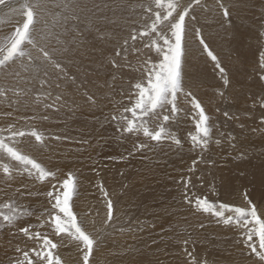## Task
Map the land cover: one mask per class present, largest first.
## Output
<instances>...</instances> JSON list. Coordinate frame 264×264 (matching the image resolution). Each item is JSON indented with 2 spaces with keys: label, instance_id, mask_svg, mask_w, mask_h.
I'll return each mask as SVG.
<instances>
[{
  "label": "rangeland",
  "instance_id": "1",
  "mask_svg": "<svg viewBox=\"0 0 264 264\" xmlns=\"http://www.w3.org/2000/svg\"><path fill=\"white\" fill-rule=\"evenodd\" d=\"M6 1L8 0H0V5ZM25 1L23 2L22 7L14 6V8L12 9V5H10L5 10H3V8L0 9V13L2 12L0 15V28L5 27V29L0 34V42L3 40V42L0 44V50L6 51L7 47L10 46V43L15 36L16 29L22 28L23 23L25 22L23 6L25 4H32L33 0H27V2ZM68 1H74L73 4L81 6H83L84 4V11L85 6H87V2H90V0H85L83 3L81 2L80 4H77L78 1ZM141 1L142 3L140 4L139 2ZM223 1L227 3H224L225 5H231L233 0H221V2L217 0H199L198 4L192 3V0H176V2H178L180 5L179 10L181 11L183 10V7H186L188 6V4L192 3V7L190 9V11L192 12L190 14L189 11V15L185 18V27L188 26V23H192L194 26V23L196 22L200 25L213 24L212 27L209 28L217 29L216 25L220 24L219 21H221V19L228 21L230 17L231 20L234 21H236L237 19V23L240 20H247L249 18L248 20L253 23L252 25L254 26V28L262 29L264 27V0H236L237 7H243L245 5L244 2H249L253 5L254 8L249 7L246 9V11L253 12V14L256 13L255 16L253 15L251 17L241 16L242 19L241 17L232 16V13L231 16L229 14V17H223L224 14L222 13L224 12V9L220 7ZM54 2L59 5L60 0H55ZM134 2L138 4L135 5L137 6L135 7L137 12L142 11L140 15L137 14L138 18H135L133 20L134 24L135 22L141 20L142 16H146L147 14H150V20L153 21L155 19L154 13L156 11H160L162 15L165 13V9L156 8L155 0H134ZM97 4L99 5L100 3ZM107 4L110 8L114 9L116 6V1L110 0ZM130 5L133 4L130 2ZM138 6L140 8H138ZM149 7H151L152 9L151 11L147 10ZM215 9L217 10L215 11ZM87 11H92L91 13L95 14L97 13V11L94 10V6H88ZM71 12L72 11L70 10L69 13ZM132 13L133 8L129 12H127V14L122 13L120 15V20H122L123 22H126V20H130L131 18L128 19V14L129 16H131ZM193 13L194 16L196 15L195 17H192ZM14 14H21L23 16L24 21L19 23V26L16 25V20L13 17ZM52 14L54 15V12H52ZM173 16H176V13H173ZM48 19L51 20L54 24H56L57 22L56 17L54 16L48 17ZM34 20L39 21L40 18L34 17ZM143 21L144 20L140 21L139 27H142L145 30H150V26L147 24V22ZM36 24L37 23H34L31 26L33 32L35 31V28L37 26ZM164 24V27H162L164 30H166V26L170 28V25L167 21H165ZM63 25L65 26L66 30L69 28V24ZM161 25L162 24L158 25V27H160ZM203 27L204 26H202V28ZM195 31H197L196 28H194V31L190 34L191 40L187 38L186 43L187 54L183 62L184 93L180 94L177 100L179 112L177 116L174 117L167 125V131L171 133L172 137L180 140L179 146L175 144L172 139H166L161 144H156L155 142L150 141L147 137H144L142 132H140L137 136L136 134H122L118 130L120 129L122 123V120L120 119L122 116H127L129 119H131V113H125L124 108L132 107L135 103V100L138 98V90L134 87L135 84L140 83V81L142 83L144 80L147 82L146 70L144 68L136 73V75L138 76L134 74V71L138 70L133 69H137L136 67L139 64H141L142 66L143 57L145 58L144 60H147V58L149 57V49L154 51L156 50V48H154L152 45H147L148 40H151L153 38L151 34L143 37L141 41H137V46L135 48L131 47L130 42L125 43V40L121 41L122 45L127 44L130 50H134H132L130 54H125L122 56L121 65L114 68L116 78L113 81L109 78H106L105 75L102 74H92V72L90 74H86V77H91L90 81L92 83L87 81L79 85L80 98H82L83 100L84 110L82 108H78L76 105H74L73 107L66 106L63 107L65 109L60 110V107L58 108L57 106V102H55V104L49 103L48 105H46L47 109L46 107H44L43 111L53 113L58 120L56 124L45 128L44 124L33 121L31 126H28L26 128H17V130L20 129L19 131H26L27 128L30 131L34 128L42 134L43 139H45L48 143L50 142V145L52 144L51 146L56 147L59 153L56 157H48L47 155H42L38 159H34L46 170H49L54 174L53 176L45 180L51 184V186L47 190V194H45V188L43 189V191L45 192L42 191L43 193L40 192V194L36 193L37 196L39 195L38 197L34 194V196H36L39 201L45 202L44 207L37 205L33 200V196L31 194L24 193V188L31 189V186L29 184L25 186L22 185V181L28 178V174L24 169L20 168V163L17 162L16 169H20L21 173H15L12 169H10L13 172L11 176H16V178L13 180L10 189L4 194L0 195V211L8 214L11 209L4 208L3 205L9 203L10 200H12L15 202V206L20 210V212L23 213V215L20 216L15 226L6 225L5 222L0 219V264H27V262H25L24 260V252L29 253L31 261L33 262V264H35L37 258L32 252V249L40 250L41 242L38 240L29 239L19 232L20 227H25L29 224L33 225V232L38 231L42 235L46 234L47 237L57 245V247L52 251L54 256L59 257L61 264H84L83 256L86 250L83 249L81 243L79 241H76L73 237H70L66 233L57 235L48 223L50 214H54L55 212V210L53 211L52 209V204L55 202L54 198H49L48 192L54 191L53 186L59 188V185L62 184L63 180L67 178L69 173H71L75 179V191L70 202L72 211L76 215L78 223H82V225L90 235H92L94 238L99 236V244L93 246V252L89 256L88 264H132L133 262V264H185L186 260H190L192 262L191 264H195L198 263V261L196 260L197 255L202 258L207 253H209V255H213L214 253L212 258H215V256L217 257L219 255L218 257H220V259L215 258V260H213V258L211 260H203L209 261L210 263L214 264L215 262L216 264L219 263V260H221V264H228L227 261L251 262L249 261V259L257 262L258 264H261V262L259 261V257L255 253H252L244 243V241L246 240V236L244 235V233L246 232V228H242L236 224L226 226L222 222L218 223L217 218L213 216L212 213H205L198 210L195 207L194 202L197 198H207L210 202L216 204L217 206L220 203H226L232 205L233 207L248 208V201L250 200L252 204L256 205L257 213L260 218L264 220V174L260 173L259 179L257 178L258 175L251 178L246 176L244 172L245 167H242V160L246 162L247 157L246 155L243 156L244 152L242 153V151L238 150V147L237 151L235 150L236 146L235 142L233 141V136L235 137L238 132L237 127L241 129V132L244 128H246L244 130L247 131L243 132H247L246 137L249 138H244L241 140V142L244 145L245 142H248L250 140L252 143L249 141L250 143H246L244 145H250L248 146L249 148L246 146V148L250 150L254 148L259 150L262 148L260 150L262 152L259 151L257 154L253 152L254 155L252 153H250V155H256L257 157L254 158L257 159L263 158L261 160L259 159V162H262L263 164L259 165L257 168H261L262 170H264V106L258 107V105L261 104L258 98H264V84L250 82L248 86H252V88H250L249 90L246 89L245 84L250 81V78L247 76L249 75V73L246 75L247 70L243 69V67L241 66H239V68L237 67L241 64L245 65L244 61L242 60H248L249 56L245 54V56L241 57L242 60L237 62L235 60L236 58L232 57L234 56V54L237 55L240 53L239 48L241 42L233 45L231 43V39H228V41L230 42L228 45H217V47H215L213 43L208 42L210 41L209 39H213L212 37L206 34V38L204 33L202 35L200 34V36H202L201 38H203L205 40V43L208 44L209 49H212L211 51L214 55L216 54L220 66L224 68L225 71L222 75L219 69L215 66L216 62L211 59L208 60L209 56L203 50V46L199 42L200 36H197L195 34ZM167 32H169V30H167ZM223 32L225 33L226 31ZM151 33L156 34L154 32ZM254 33H256V31H254ZM68 34L69 32L67 33V35L65 34V38L67 42L71 44V46H74V43L67 37ZM187 34L188 33H185V35ZM77 36L81 37L82 34H78ZM196 36L199 38H196ZM34 37L38 39L37 36ZM260 37L258 38L260 39ZM80 42L83 43L77 44V53L83 56L86 52V49L91 48L89 47L91 45L87 44V40ZM102 44L105 45V41H102ZM244 45L245 44H243V47ZM254 46L256 51L251 52H256L264 57V47L262 48V42L258 41ZM24 47L26 50L31 51L33 56L38 55L37 51L33 49L31 45L26 44L24 45ZM260 48L262 52L258 51V49ZM56 49L59 53L63 71L68 72L63 76L61 75L62 72L55 70V72L58 74V78H68L70 74L75 79L77 75L78 62H81V59L82 61L86 60L83 58L78 59L72 49H64L62 46L57 47ZM95 49H97V46L93 47V51L88 52L91 54L95 51ZM60 51H62L63 53L61 54ZM118 51V48L106 47L105 50H103V52H101L99 55V52L97 54L95 53L94 56L90 59V63L86 61L89 65V70L94 67H100L102 69V72L104 73L103 70L105 69V66L107 67V63H109L111 58H108L107 62L104 61L106 62L105 64L103 61H100L98 56H103V54H115V52L117 53ZM146 51L147 53L143 54ZM136 52L137 60H132L134 58L132 56ZM139 52L142 54H139ZM2 54L3 52H0V55ZM156 54L157 56H154L153 60L151 61L153 64L158 63L162 57L161 53L157 52ZM118 56L120 55L118 54ZM230 56L234 59L230 58ZM108 57L110 56L108 55ZM14 60L8 62V64L4 66L3 70H0V72L6 71V69L9 68L8 65L13 64ZM212 61L214 62V64ZM111 62L112 60L110 61V63ZM248 66L249 65L247 64L246 68ZM231 68L233 70H231ZM241 70L247 78H245L244 75L242 76ZM131 73L132 75H135V77H133L135 79H132ZM94 75H97V77L100 78L98 80L99 84L94 83ZM10 78L11 77L6 72H4L2 76H0V80H2L1 86L3 88L6 87L7 82ZM225 79L227 80V83H225ZM131 80H133L134 82H131ZM78 81L80 83L81 80L78 79ZM42 84L44 86H47V88L51 87L50 83L42 82ZM129 84L133 86H130ZM108 86L110 87V89L107 88ZM128 86H130L131 96L128 95L130 94L127 90ZM220 88L222 89L220 90ZM186 91L187 93H191V95H185ZM2 93L5 94V91ZM200 94L201 96H204L206 98L201 101L206 103H210V101L211 103L213 102L212 104L214 107L210 105L207 108L202 104L201 105L209 117V124L211 125L214 133L211 135V138L213 139V137H215L216 139L213 140L216 141L214 142L212 139L210 140L209 148H207V150L205 149V153L203 155L205 157H202L204 159L200 157V159L195 158L193 161H197V164L205 166L203 170H218L215 177L216 181L213 183V186L204 182L202 176L203 170L200 172L194 171L185 166V164H182V162L180 163L177 158L191 157L190 153L192 142L190 139V134H193V131L196 130L195 124L196 119H198V114L192 107L191 100L194 97L199 101ZM19 95V98L21 100H26L25 94L21 93ZM17 96L18 94L14 93V95H8L4 97H7L6 100L14 104L13 98H17ZM128 96L132 97L133 99L130 98V100H128ZM89 97H91L92 99L89 100ZM93 101H96L94 103V105L96 104L95 106H92ZM215 103L218 106L214 105ZM108 104L109 106H111H106ZM228 104L230 107L226 108V105L228 106ZM90 105L92 108L89 107ZM101 105H103V108H109L105 111L101 108ZM220 105L223 106V108H221ZM232 107L235 110L232 109ZM213 108L215 109V111ZM0 110L4 112L10 111V118H13V116L16 114V112L11 108L8 102L0 103ZM87 110L89 114L85 116ZM224 110H226L227 112ZM225 112L228 113L227 116H225ZM247 114H252L254 116L253 118H251L252 115L249 117ZM1 116L3 115L1 114ZM113 117H115V119H113ZM223 118L225 119L223 122H221V119ZM218 119H220V121ZM145 120L147 121L146 126L149 128V130L152 131L157 130L160 124L163 123L162 116L157 117L156 115L152 114H150L148 117H145ZM244 125H246V127H242ZM14 127L16 128V126H11L10 128ZM2 132L6 133L9 131L3 130ZM248 134L250 136H248ZM28 136L35 140L34 137L30 135ZM6 137L8 138L10 136ZM22 138L23 137H17L16 139L20 140ZM6 140L8 141V139ZM140 142L150 144L152 146L151 149L146 148L143 150H137L134 145ZM216 142L217 144H215ZM10 144L17 150L19 149L17 148L18 146L13 145L16 143ZM180 146L181 148L183 147L185 149L181 151V153L176 157V161L174 163H170L168 155L172 152L176 153L175 150L179 149ZM210 147L211 151H209ZM214 148H217V150ZM241 150H243V148ZM239 151L243 155H241ZM207 152L209 153L207 154ZM217 152L219 153V155ZM213 153L215 155H218L219 157L215 156ZM247 153L249 154V152ZM259 154H261L262 156L260 155L259 157ZM165 157L167 161L164 159ZM243 158H246V160H244ZM234 159L235 161H233ZM249 161L250 163H252L251 160ZM160 164L162 165V167ZM176 164L182 165L181 167H176ZM158 165L160 168L157 167ZM1 166L0 171L2 172V174H0V177L3 176V178H5L6 176H4L5 174L3 173V166ZM161 168L166 172H162ZM170 168L172 170H170ZM188 168L189 172H191L190 174L188 173ZM168 171L169 173H167ZM182 171L183 174L188 175L185 176L181 174ZM161 172L164 176V178L162 179L157 176L159 174L162 175ZM220 172L221 174H218ZM155 173L158 174L156 175ZM78 174L82 175V177L77 179L76 175ZM90 174L93 175V178L88 177V175ZM119 174H122V176L126 178L124 180L127 183H125L127 187L124 186V188H122L123 190L121 189L120 191L112 192L107 188L106 185L114 184V182L118 178H120ZM104 175H106L107 177L106 184L98 186L99 184L97 185V183H100V181L101 184L104 183V181L100 179V177ZM182 175L185 176V178ZM169 176L171 177V179L166 178ZM193 177L194 179L198 177V183L201 184L197 185L199 188L197 192L198 194L194 189L197 188V186L192 185ZM221 177H225L226 179L224 178L225 180L223 181L221 180ZM95 179L99 182H95ZM129 179H132V183ZM139 179L141 181H139ZM146 179L150 181L148 182ZM187 181H190L189 183L191 184L190 186V184L188 183V189L191 190H188V196L191 198L194 204H189L185 202L183 198H181L182 193L184 192L182 188L184 189V184ZM258 181L260 183H258ZM118 182L119 181L117 180L116 183L119 184ZM152 182L154 185H152ZM134 183H137V185L135 186ZM131 184L133 186H130ZM229 184L231 186L230 188H228ZM218 185L220 188L218 187ZM153 186L155 187V189L157 188L155 190V193ZM136 190L137 193H134L136 192ZM105 192L107 193V197L105 196ZM157 192L161 194H158ZM221 192L222 194L225 192L223 196H219ZM137 195H140V197ZM147 197L150 200H144V198ZM40 198H43L45 201ZM108 199L113 202V219L105 223V221L107 220V201L104 202V200ZM173 201L175 203L177 201V203L175 204ZM102 202H104L105 205H103ZM100 204L102 205L101 207ZM166 207L168 208L166 209ZM49 210L51 211V213L49 212ZM217 210H219L218 207ZM162 212H164L166 216L162 217L164 215ZM225 215H234V213L225 212ZM248 227H251V225H249ZM253 242L256 243L257 251H259L260 249L258 238L254 237ZM18 248L20 249V251H17ZM220 253L222 257L225 258V260L227 258L228 260L225 261L221 257ZM223 260L225 261V263Z\"/></svg>",
  "mask_w": 264,
  "mask_h": 264
},
{
  "label": "bare ground",
  "instance_id": "2",
  "mask_svg": "<svg viewBox=\"0 0 264 264\" xmlns=\"http://www.w3.org/2000/svg\"><path fill=\"white\" fill-rule=\"evenodd\" d=\"M25 0H8L4 3H2L0 5V9L3 8V10L7 9V7H9L10 5H12V9L14 8V6H21L23 5V2ZM55 0H33L32 1V5H36L37 3H39V7H36L34 8V17H39L40 20L39 21H36L34 20V23H37L36 25V28H35V31L33 32V35L34 36H37L38 39H40L43 43H46L48 44L50 47H53V48H57V47H60L62 46L64 49H72L74 51V54L77 56V58L81 59H85L87 62L90 63V59L94 56V54L98 53V55L103 52V50H105L106 47H112V48H118V52L115 54H108L110 57H108V55L106 54H103V56H98V58L100 59V61H108V58H111L112 62L110 63H107V67L105 66V69L103 70L104 73L102 72V69L100 67H94L92 69L89 70V65L86 61H82L81 59V62L79 61L78 64H77V75L75 77V79L72 77V75L69 74V77L66 78H58V74L55 72L56 69H52L49 67L48 69V72H49V75L47 77H37L32 71L29 70V67H28V61L24 60V59H15L13 64H10L8 65L9 68L6 69V71H2L0 72V76H2L4 74V72H6L11 78L8 80L7 82V85L5 88H3L1 85H2V80H0V103H5V102H8L11 106V108L16 112V114L13 116V118H10L9 117V114L11 113L10 111L9 112H4V111H1L0 110V136H3L5 138V142L6 143H16V144H13V145H16L18 146L17 148L18 151H20L22 154L24 155H27L29 157H31L32 159H38L40 156L42 155H47L48 157H56L58 156V153L59 151L56 149V147H53L51 146L45 139H43V142L42 143H38L36 142V140H34L33 138H30L28 135L24 136L22 139L18 140L16 139L17 137L15 138H11L9 139V137L7 138L6 136H10V131H9V128L11 126H16V128H11L12 130H16V131H19L20 129L17 130V128L19 127H28V126H31L32 122L33 121H36V122H40L42 124H44V127L45 128H48L50 127L51 125H54L58 122L57 120V117L51 113V112H45L43 111L44 107H46V105H48L49 103H53L55 104V102H57V106L58 108L60 107V110L62 109H65L63 107H66V106H74L76 105L78 108H84L83 106V100L82 98H80V87L79 85H81L82 83H85V82H90V79L91 77H86V74H90L92 72V74L96 73V74H102V75H105L106 78H109L110 80H114L116 78V73H115V70L114 68H116L117 66L121 65V59H122V56L125 55V54H130L132 52V50H130L128 48V45L125 44V45H122L121 44V41H127V42H130V45L132 48H135L137 46V41H141L143 39V37H141L139 35V33L141 31H144L145 29L142 28V27H139L140 26V21L141 20H144L143 22H147V24L150 26L151 23L153 21L150 20V14H147L146 16H142V19L139 20L138 22H135L134 24V19L135 18H138L137 14L140 15L142 13V11L140 12H137V10L135 9V5H138L136 4V2H134V0H115L116 1V6L114 9L110 8L108 6V2L110 0H90V2H87V6H85V11H84V4L83 6L81 5H76V4H73L72 1H68V0H60L59 2V5L56 4L54 2ZM67 1V2H65ZM75 1H78L77 4H80L81 2L83 3L85 0H75ZM94 1V2H93ZM219 2H221V0H217ZM27 2V0L25 1ZM130 2L133 4V5H130ZM91 3V4H90ZM97 3H100L99 5ZM140 4L142 3L139 2ZM224 3L226 2H222L221 4L224 6V8H226L228 10V13L230 14L231 16V13H232V16H236V17H241V16H245V17H251V16H255V14H253V12H248L246 11L247 8L249 7H253L252 4H250L249 2H244L245 5L243 7H237V3H236V0H233L231 5H225ZM15 4V5H13ZM145 4V3H144ZM143 4V5H144ZM227 4V3H226ZM142 5V6H143ZM88 6H94V10L97 11V13H91V12H88L87 11V7ZM120 7V9H119ZM229 7V9H228ZM133 8V13L131 14V16H129L128 14V19L130 20H126V22H123L120 17V15L123 13V14H127V12H129L131 9ZM138 8H140L138 6ZM254 8V7H253ZM223 9V8H222ZM251 9V8H250ZM72 11L71 13H69V11ZM204 10V9H203ZM217 9H215L216 11ZM207 11V10H206ZM210 11V9H209ZM214 11V12H215ZM52 12H54V15L52 14ZM192 11H190V14H191ZM256 12V11H255ZM2 13V12H1ZM0 13V15H1ZM223 14V13H222ZM229 14H228V17H229ZM258 15V14H257ZM51 16H54L56 17V24H54L51 20L48 19V17H51ZM196 16V15H195ZM194 16V13L192 15V17H195ZM209 16V15H208ZM261 16V15H260ZM14 19L16 20V25L19 26V23H21L22 21H24L23 19V16L21 14H14ZM210 17V16H209ZM225 17V16H223ZM124 18V17H123ZM234 19V18H233ZM242 19V17H241ZM245 19V18H244ZM249 19V18H248ZM240 20L238 21V23L234 20H231V17L230 19H228V21L226 20H222L219 21V25H216L217 29H210L209 27H212L211 24H204V25H200L199 23H194V26L192 23H188V26L185 27V33H188L187 35H185V39H186V43H187V38L190 39L191 37V33L194 31V28H196L197 30H199V33L202 35L204 33L205 37L207 38V35L212 37L213 39H209L210 43H213L215 47H217V45L221 46V45H228L230 42L228 41V39L230 40L231 39V43L233 45H236V43L238 42H241V45H240V53L239 54H234V58H236V62L237 61H240L242 60L241 57L242 56H245V54H247L249 56V59L245 61V59H243L242 61H244L245 65L241 64V65H238L237 68H239V66L243 67V69L247 70V73L246 75L249 73V75H247L249 78H250V81L247 82V84H245V87L247 90H249L250 88H252V86H248V84L250 82H254V83H263L264 84V66H262V64H264V57L259 55L258 53L256 52H251V51H256L255 50V43L258 42V41H261L262 42V48L264 47V27L262 29H256L254 28V26L252 25L253 23L250 22V20ZM251 19V18H250ZM262 21V20H261ZM260 21V22H261ZM204 22V21H203ZM207 22V21H206ZM205 22V23H206ZM254 22V21H253ZM263 23V22H262ZM63 24H69V28L66 30L65 26ZM164 22L162 23V25L160 27L157 28V31H159L160 33L162 34H166V35H169L170 36V28L168 26H166V30H164L162 27H164ZM1 26V25H0ZM202 26H204L202 28ZM5 29L4 28H0V34L1 32ZM167 30H169V32H167ZM149 31V34H151V36H153V38L151 40H148L147 42V45H153V41H155L157 44H159L161 47H163V41L160 39L159 36H157L156 34H152L150 30ZM162 31V32H161ZM223 31H226L225 33ZM254 31H256V33H254ZM69 32L68 34V38L70 41H72L74 43V46H71V44H69L65 38V34L67 35V33ZM197 31H195V34H196ZM253 32V34H252ZM78 34H82L81 37L77 36ZM207 34V35H206ZM135 35L137 38L135 41L132 40V36ZM261 36V37H260ZM101 37V38H100ZM146 37V36H145ZM202 36H200L201 38ZM260 37V39L258 38ZM196 38H199L196 36ZM87 40L88 43L87 44H90L91 48H87L86 49V52L84 53L83 56H81L80 54L77 53V44H80V43H83V42H80V41H85ZM191 40V39H190ZM212 40H215V41H212ZM102 41H105V45L102 44ZM189 41V40H188ZM3 42V40L0 42V44ZM193 42V41H192ZM64 43V45H63ZM86 44V45H87ZM243 44L244 47H243ZM94 46H97V49H95L94 52H92L91 54L88 52V51H93V47ZM155 48V47H154ZM257 49V48H256ZM212 50V49H211ZM258 51H261V48L258 49ZM149 52V57L147 58V60H144L145 58L143 57V62H142V66L141 64H139L136 68L137 69H133V70H138V71H134V74L136 75L137 72H139V70L141 69H145L146 68H150L151 64H153L151 61L153 60V57L154 56H157V50H151L149 49L148 50ZM217 52V51H216ZM60 53L62 54L63 52L60 51ZM147 51L143 54H146ZM264 53V52H263ZM39 55V53H37ZM118 54L121 56H118ZM137 52L134 53V55L132 57H134L132 60H137ZM139 54H142L139 52ZM155 54V55H153ZM221 54V53H220ZM225 54V53H224ZM102 55V54H101ZM216 55V54H215ZM222 55V54H221ZM107 56V57H106ZM147 56V55H145ZM230 56V58H232ZM232 58V59H234ZM211 59L210 57L208 58V60ZM239 59V60H237ZM261 59H262V62H261ZM156 60V59H155ZM159 60V59H158ZM98 61V60H97ZM142 61V59H141ZM231 61V60H230ZM106 62H104L106 64ZM187 62V61H186ZM205 62V61H204ZM213 62V61H212ZM137 63V62H136ZM231 63V62H230ZM99 64V63H98ZM109 64V66H108ZM135 64V63H134ZM214 64V62H213ZM234 64V62H233ZM249 65L247 68H246V65ZM104 65V64H103ZM193 65V64H192ZM209 65V64H208ZM99 66V65H98ZM234 67V66H233ZM226 68V67H225ZM228 68V66H227ZM230 68V67H229ZM236 68V69H237ZM132 69V68H131ZM215 69V68H214ZM230 70V69H229ZM231 70H233L231 68ZM59 71V70H58ZM242 71V70H241ZM65 73H68L67 71H62V74L64 76ZM235 73V72H234ZM245 73V71H244ZM133 74V75H134ZM227 74V72H226ZM233 74V73H232ZM239 74V73H238ZM242 76L244 75L243 74V71H242ZM80 75V76H79ZM132 73H131V76H132V79H135L133 77H135V75L133 76ZM130 76V77H131ZM138 76V75H136ZM232 77V75H231ZM245 78H247L245 75H244ZM47 78V80H46ZM138 78V77H136ZM78 79H80V83L78 81ZM100 78L97 77V75H94V78H93V81L94 83L96 84H99L98 80ZM233 79V78H232ZM242 79V78H241ZM55 80V81H54ZM130 80V78H129ZM138 80V79H136ZM142 80V79H141ZM147 80V78H146ZM246 80V79H245ZM133 80H131L132 82ZM140 81V80H139ZM138 81V82H139ZM241 81V80H240ZM42 82L44 83H50L51 84V87L50 88H47V86H44L42 84ZM134 82V81H133ZM136 82V81H135ZM145 80L142 82V84H145ZM237 82V81H236ZM137 83V82H136ZM141 83V81H140ZM233 83V82H232ZM133 84V83H132ZM220 84V83H219ZM130 85V84H129ZM134 85V84H133ZM133 85H130V86H133ZM217 85V84H216ZM106 86H107V82H106ZM130 86L127 87V90L128 92L130 93ZM79 87V88H78ZM135 87V86H134ZM108 89H110V87L108 86L107 87ZM222 88H220L221 90ZM126 90V91H127ZM5 91V94H3L2 92ZM242 91V90H241ZM227 92V91H226ZM15 94H18L17 98H13L14 100V104L10 103V101L6 100L7 97H4V96H8V95H14ZM25 94L26 95V100H21L19 98V94ZM187 93V91H186ZM185 93V94H186ZM217 93V92H216ZM228 93V92H227ZM135 94V93H134ZM220 94V92H219ZM224 94V93H223ZM230 94V93H229ZM235 94V93H234ZM24 95V96H25ZM131 96V93L128 94ZM240 95V94H239ZM127 96V95H126ZM133 96V94H132ZM223 96V95H222ZM226 96V94H225ZM238 96V95H237ZM129 97V96H128ZM224 97V96H223ZM98 98V96H97ZM130 98L132 97H129L128 100H130ZM134 98V96H133ZM132 98V99H133ZM96 99V97H95ZM94 99V100H95ZM206 99L204 96H201L200 94V100L199 102L205 106V107H209L210 105L213 106V102L211 103H206V102H203L201 100H204ZM225 99V98H224ZM241 99V98H240ZM232 100V99H231ZM258 100L260 101V105H258V107H263L264 106V98L262 97H259ZM127 101V100H126ZM227 101V100H226ZM96 102V101H95ZM93 102V105L91 103L92 106H95ZM229 103V102H228ZM27 104V105H26ZM62 104V105H61ZM100 104V102H99ZM227 104V103H226ZM233 104V103H231ZM91 105L89 106L90 108ZM216 106H218L216 103L214 104ZM224 105V104H222ZM52 106V105H51ZM103 105H101V108L104 109L105 111L111 106L106 105V106H109V107H102ZM234 106V105H233ZM237 106V105H236ZM53 107V106H52ZM62 107V108H61ZM214 107V106H213ZM221 108H223V106L220 105ZM225 107V106H224ZM229 104L228 106L226 105V108H229ZM54 108V107H53ZM71 108V107H70ZM69 108V109H70ZM95 108V107H94ZM190 108V107H189ZM216 108V107H215ZM47 109V107H46ZM74 109V108H73ZM214 109V108H213ZM232 109H234L232 107ZM239 109V108H238ZM71 110V109H70ZM78 110V109H77ZM84 110V109H83ZM235 110V109H234ZM64 111V110H63ZM109 111V110H108ZM215 111V109H214ZM222 111V110H221ZM226 111V110H224ZM227 112V111H226ZM225 112V113H226ZM245 112V111H244ZM253 112V111H251ZM106 113V112H105ZM195 113V112H194ZM247 113H250V112H247ZM1 114L3 116H1ZM88 110H87V113H85V116L88 115ZM107 114V113H106ZM209 114V113H208ZM239 114V113H238ZM215 115V114H214ZM221 115V114H220ZM248 115V114H247ZM252 115V114H251ZM251 115H248L249 117ZM246 116V115H245ZM247 116V117H248ZM254 115H252L251 118H253ZM46 117V118H45ZM225 118L221 119L223 122ZM249 119V118H248ZM220 121V119H218ZM158 121V119H157ZM175 121V120H174ZM243 121V120H242ZM44 122V123H43ZM51 123V124H49ZM178 123V122H177ZM172 124V123H171ZM21 125V126H20ZM247 125V124H246ZM246 125L242 126V127H246ZM180 126V124H179ZM211 126V125H210ZM236 126V125H235ZM186 127V126H185ZM237 127V126H236ZM23 128V129H24ZM28 129V128H27ZM26 131H29V129ZM238 129V132L237 134L235 135V137L233 136V141L235 142V150L237 151V147H238V150L242 151V154L240 151L239 153H241V155L247 157V163L245 161L242 160L243 164H242V167H245L244 169V172L246 174L247 177L251 178V177H254L256 175L257 178L259 179V174H264V170H262L261 168H257L259 165L263 164L262 162L260 163L259 162V157L261 154H259L258 158H254V157H257L256 155L255 156H252L250 155V153L253 154L254 153H258L261 149H247L246 146H244L246 143H250L249 141L248 142H245V144L243 145L241 140L244 139V138H247V132H243V131H247V130H244L246 128L243 129V131L241 132V129ZM3 130H8L9 132H6V133H3L2 131ZM195 131H193V134H195ZM214 134L213 133V130L211 132V135ZM252 135V134H251ZM248 136H250L248 134ZM255 137V136H254ZM258 137V136H257ZM218 138V137H217ZM249 138V137H248ZM247 138V139H248ZM251 138V137H250ZM256 138V137H255ZM8 139V141L6 140ZM212 139V138H211ZM213 139H216L215 137H213ZM212 139V140H213ZM220 139V138H219ZM245 139V140H247ZM254 139V138H253ZM221 140V139H220ZM219 140V141H220ZM214 142L216 140H213ZM218 141V142H219ZM222 141V140H221ZM34 142V143H33ZM224 142V141H223ZM212 143V142H211ZM252 143V142H251ZM217 144V142L215 143ZM239 144V145H238ZM259 144V143H258ZM226 145V144H225ZM238 145V146H237ZM179 146V145H178ZM250 146V145H248ZM247 146V147H248ZM177 147V146H176ZM215 147V146H214ZM227 147V146H225ZM260 147V146H259ZM178 148V147H177ZM209 148V146H208ZM243 148V150H241ZM249 148V147H248ZM176 149V148H174ZM185 148H180L175 150L176 153H170L168 155V159H169V162L170 163H174L176 161V157L181 153V151H183ZM217 150V148H214ZM226 149V148H225ZM166 150V149H165ZM207 150V149H206ZM224 150V149H223ZM247 150V151H246ZM257 150V151H255ZM264 150V149H263ZM211 151V147H210V150ZM232 151V150H230ZM168 152V151H167ZM222 152V151H221ZM249 152V154L247 153ZM262 152V151H260ZM205 153V150H202L201 148L199 147H193L191 145V157H188V158H178V161H180V163L182 162V164H185V166L189 167L190 169L194 170V171H202L205 166L203 165H200V164H197V161H193L195 158H199L200 157H205L203 156ZM209 152H207L208 154ZM218 153V152H217ZM216 153V154H217ZM231 153V152H230ZM205 154V155H207ZM211 154V153H210ZM214 154V153H213ZM226 154V153H225ZM215 155V154H214ZM219 155V153H218ZM218 155H215V156H218ZM234 155V154H233ZM232 155V156H233ZM240 155V156H241ZM254 155V154H253ZM263 155V153H262ZM261 155V156H262ZM221 156V155H220ZM264 156V155H263ZM219 157V156H218ZM234 157V156H233ZM166 160V157L164 158ZM204 159V158H202ZM232 159V158H231ZM236 159V158H235ZM235 159L233 161H235ZM244 159V158H243ZM263 159V158H261ZM260 159V160H261ZM164 160V161H165ZM246 160V158L244 159ZM252 163H250V161ZM167 161V160H166ZM263 161V160H262ZM168 163V164H170ZM201 163V162H200ZM236 163V162H235ZM7 164L8 166H11L9 167L10 169H12L15 173H21L20 169H16V164H17V161H13L11 160L10 158H8L3 152H0V166L2 165L4 167V165ZM181 164V165H182ZM203 164V163H202ZM239 164V163H238ZM161 165V164H160ZM181 165L179 164H176V167L180 166ZM237 165V164H236ZM1 166V167H2ZM170 166V165H168ZM167 166V167H168ZM240 166V165H238ZM159 167V165L157 166ZM162 167V165H161ZM20 168L24 169L25 170V166L20 164ZM160 168V167H159ZM158 168V169H159ZM164 168V167H163ZM174 168V166H173ZM189 168H188V173L190 174L191 172H189ZM2 169V168H1ZM166 169V168H164ZM218 169V168H217ZM225 169V168H224ZM162 172H166V171H163V169L161 168ZM160 170V171H161ZM167 170V169H166ZM170 170H172L170 168ZM179 170V169H178ZM174 171V170H173ZM218 171V170H217ZM216 170H212V169H206V170H203V180L205 183L207 184H211L213 186V183L216 181V175H217V172ZM223 171V170H222ZM12 172V171H11ZM27 172V171H26ZM104 172V171H103ZM102 172V173H103ZM155 172V171H154ZM161 172V173H162ZM225 172V171H224ZM13 173V172H12ZM169 173V171L167 172ZM180 173V172H179ZM186 173V172H185ZM223 173V172H222ZM0 174H2V172L0 171ZM28 174V172H27ZM150 174V173H149ZM156 174V173H155ZM158 174V173H157ZM156 174V175H157ZM166 174V173H165ZM171 174V172H170ZM183 174V171L182 173ZM218 174H221L218 173ZM120 175V178H118L117 180L119 181L117 184L116 181L114 182V184H108L106 185L107 188L114 192V191H120L122 188L127 187L125 185V180L126 179L124 176H122V174H119ZM185 176H187L188 174H183ZM182 175V176H183ZM225 175V174H224ZM229 175V174H228ZM234 175V174H233ZM2 176V175H1ZM6 176L5 178L0 177V195L4 194L5 192H7L10 187L12 186V183H13V180L16 178V176H7V175H4ZM93 175L90 174L88 175V177H92ZM136 176V175H135ZM159 176L161 179L164 178L163 176V173L162 175L159 174L157 175ZM163 176V177H162ZM185 176H183L185 178ZM191 176V175H190ZM77 179L82 177V175L78 174L76 175ZM87 177V178H88ZM156 177V176H155ZM173 177V176H172ZM181 177V176H180ZM218 177V176H217ZM227 177V176H226ZM234 177V176H233ZM237 177V176H236ZM264 177V176H263ZM262 177V178H263ZM93 178V177H92ZM148 178V177H147ZM151 178V177H150ZM166 178H169L171 179V177H166ZM177 178V177H176ZM197 178V179H196ZM194 179L193 177V180H192V185H201L199 182V179L198 177H196ZM220 178V176H219ZM223 177H221V180H225L224 178L222 179ZM89 179V178H88ZM87 179V180H88ZM100 179L102 181H104V183L101 184V181L100 183H97L98 186H101L103 184H106L107 182V177L106 175L100 177ZM152 179V178H151ZM175 179V177H174ZM183 179V178H182ZM181 179V180H182ZM192 179V178H190ZM229 179V178H228ZM92 180V179H90ZM128 180V179H127ZM130 182L132 183V179H129ZM136 180V179H135ZM133 180V181H135ZM138 180V179H137ZM147 180V179H146ZM158 180V179H157ZM184 180V179H183ZM235 180V179H234ZM45 181V180H44ZM98 181V180H97ZM96 179H95V182H97ZM139 181H141L139 179ZM148 181V180H147ZM150 181V180H149ZM148 181V182H149ZM151 181H154V180H151ZM94 182V183H95ZM99 182V181H98ZM129 182V181H128ZM188 182V181H187ZM190 182V181H189ZM188 182V183H189ZM138 183V182H137ZM137 183L134 185L136 186ZM258 183H260L258 181ZM29 184L31 186V189H26L24 188V193H29L33 196V200L35 201V203L41 207H44L45 206V202H41L38 200V198H36V193L40 194L45 192V194H47V190L48 188L51 186V184L47 181L45 182H42V181H39L35 178V176H29L28 175V178L23 180L22 181V185L25 186ZM96 184V183H95ZM127 184V183H126ZM130 184V183H129ZM151 184V182H150ZM184 184V183H183ZM190 184V183H189ZM206 184V185H207ZM228 184V182H227ZM152 185L153 182H152ZM129 186V185H128ZM130 186H133L132 184ZM191 186V184H190ZM222 186V185H221ZM227 186V185H226ZM233 186V185H232ZM154 187V186H153ZM152 187V188H153ZM189 187V186H188ZM219 187V185H218ZM228 187V186H227ZM225 187V188H227ZM230 184H229V187L230 188ZM45 188V191H43V189ZM159 188V187H158ZM181 188V187H180ZM203 188V187H202ZM220 188V187H219ZM157 189V188H156ZM155 187H154V193H155ZM177 189V188H176ZM195 189V192L197 193L198 192V186L197 188H194ZM194 189H193V192H194ZM210 189V188H209ZM213 189V188H212ZM123 190V189H122ZM175 190V189H174ZM182 190L184 191V189L182 188ZM189 190V189H188ZM219 190V189H218ZM217 190V191H218ZM223 190V189H222ZM43 191V192H42ZM191 191V190H189ZM134 192V191H133ZM160 192V191H159ZM157 192L158 194H161ZM176 192V191H175ZM226 192V191H225ZM224 192V193H225ZM229 192V190H228ZM134 193H137V190L136 192ZM153 193V194H154ZM199 193H202V192H199ZM223 193V194H224ZM34 194L36 196H34ZM140 194V193H139ZM198 194V193H197ZM204 194V193H203ZM222 194V192H221ZM219 195V196H223L222 195ZM136 195V194H135ZM212 195V194H211ZM216 195V194H215ZM214 195V197H215ZM39 196V195H38ZM37 196V197H38ZM140 197V195H137ZM142 196V195H141ZM145 196V194H144ZM161 198V197H160ZM182 198V197H181ZM42 200H44L43 198H40ZM142 199V198H141ZM148 199L147 198H144V200ZM215 199V198H214ZM221 199V198H220ZM150 200V199H148ZM224 200V199H223ZM222 200V201H223ZM45 201V200H44ZM107 201V200H104V202ZM147 201V200H146ZM182 201V200H180ZM218 201V200H217ZM104 202H102L103 205ZM148 202H151V201H148ZM174 202V201H173ZM107 203V202H106ZM175 203V202H174ZM177 203V201H176ZM175 203V204H176ZM180 204V202H179ZM194 204V203H193ZM102 205L100 204V207ZM178 206V205H177ZM105 207V206H103ZM102 207V208H103ZM168 207H166L167 209ZM190 208V207H189ZM105 209V208H104ZM52 210V209H50ZM49 210V212L51 213V211ZM192 210V209H191ZM195 210V209H194ZM54 211V210H53ZM52 211V213H53ZM165 212V211H164ZM164 212H162L164 214ZM166 213V212H165ZM169 213V212H168ZM162 214V215H163ZM167 214V213H166ZM166 216L165 214L162 216L164 217ZM187 217V216H186ZM189 218V217H188ZM209 218V217H208ZM137 221V220H136ZM135 221V222H136ZM183 221V220H182ZM186 222V221H185ZM71 237V236H70ZM224 250V249H223ZM226 251V250H225ZM207 253V252H206ZM226 253V252H225ZM228 253V252H227ZM205 254V253H204ZM216 254V253H215ZM190 255V254H189ZM214 255V253H213ZM213 255H209V253H207L204 257L200 258L198 255L196 256L197 257V261L198 263H195V264H214V263H210L209 261H203V260H211L213 259L212 256ZM218 255V254H217ZM221 255V253H220ZM228 255V254H227ZM225 255V256H227ZM219 256V255H218ZM216 257L215 258H219L220 257ZM222 257V255H221ZM215 258L213 260H215ZM224 260L225 258L222 257ZM221 258V259H222ZM218 259V260H219ZM230 259V257H229ZM223 260V261H224ZM228 258L225 260L227 261ZM234 260V259H233ZM242 260V259H241ZM69 261V260H68ZM134 261V259H133ZM221 262V260H219ZM224 261V263H225ZM247 261V260H246ZM249 261L251 262H243V261H240V262H235V261H227L228 264H241V263H244V264H258L257 262H254L253 260H250ZM132 262V261H131ZM219 262V263H220ZM134 263V262H133ZM132 263V264H133ZM192 262L190 260H186L185 261V264H191ZM217 263V264H219ZM70 264V263H68ZM72 264V263H71ZM74 264V263H73ZM216 264V262H215ZM221 264V263H220ZM226 264V263H225Z\"/></svg>",
  "mask_w": 264,
  "mask_h": 264
},
{
  "label": "snow or ice",
  "instance_id": "3",
  "mask_svg": "<svg viewBox=\"0 0 264 264\" xmlns=\"http://www.w3.org/2000/svg\"><path fill=\"white\" fill-rule=\"evenodd\" d=\"M192 3L198 4L199 0H192ZM192 3L183 7V10L181 11L179 10L180 5L176 0H155V6L157 9H165L163 15L160 11L154 13L155 19L150 25L151 32L156 33V35L163 41V47L155 41H153L152 45L156 48L158 53L162 54V57L158 63L151 64L150 68L146 69V84H135V88L138 90V98L135 100L132 107L124 108L125 113H131V119L127 116H122L120 118L122 123L118 130L122 134H136L138 136L139 133L142 132L144 137H147L150 141H153L156 144H161L166 139H172L175 144H180V140L172 137L171 133L167 131V125L177 116L179 112L177 106L178 96L184 93L183 62L187 54L185 18L189 15ZM39 6V3L36 5L25 4L23 6L25 22L23 23L22 28L16 29L15 36L12 39L10 46L7 47V50H0V52H3V54L0 55V70H3L8 62L19 58L28 61L29 70L38 78L41 76L47 77L49 75V67L59 70L60 72L63 71L58 50L50 47L48 44L43 43L40 39L33 36V29L31 26L34 24V8ZM220 7L224 9L223 14L227 17L229 14L228 10L224 8L222 4ZM147 10L151 11L152 9L149 7ZM173 13H176V16H173ZM165 21L170 25V37L169 35L157 31L158 25ZM139 35L141 37L148 36L149 31H141ZM196 35L200 36L199 30H197ZM136 38L135 35L132 36L133 41H135ZM199 42L211 60L216 62V68H218L223 75L225 70L220 66L216 55H214L209 49L208 44L205 43L203 38H200ZM125 43H127V41H125ZM26 44L31 45L39 55L33 56L31 51L25 49L24 45ZM262 66H264V64H262ZM225 83H227L226 79ZM185 95L190 96L191 93H186ZM91 99L92 98L89 97V100ZM191 104L198 114V119H196L195 124V134H190L192 146L205 150L208 148L211 140L212 128L209 124V117L201 103L194 97L191 100ZM150 114L156 115L157 117L162 116L163 123L160 124L157 130H149L146 126L147 121L145 120V117H148ZM227 115L228 113H225V116ZM113 119H115V117H113ZM9 131V139L30 135L35 138L36 142H43L42 134L34 128L30 131H16L10 128ZM134 147L137 150H143L146 148L151 149L152 146L140 142L135 144ZM0 152H3L11 160L24 165L25 171L28 172V175H34L39 181H44L54 175L31 157L22 154L11 144L6 143L3 136H0ZM3 173L7 176L12 175L7 164L3 167ZM53 189L54 191L48 192V197L54 198L55 202L52 204V209L55 210V212L54 214H50L48 223L57 235L66 233L81 243L83 249L86 250L84 252L83 261L84 264H88L89 256L93 252V246L99 244V236L94 238L90 235L82 223H78L76 215L72 211L70 202L75 191V179L72 174H68L67 178L59 185V188L53 186ZM105 196L107 197L106 192ZM182 198L189 204L193 203L188 196V182L184 184ZM194 203L198 210L205 213H212V215L217 218L218 223L222 222L226 226L236 224L242 228H246V232L244 233L246 240L244 243L252 253H255L259 257L261 264H264V220L258 215L255 204H252L249 200L248 208L233 207L226 203H220L217 206L207 198H197ZM3 207L11 209V211L8 212V214L0 211V219H2L6 225L15 226L23 213L20 212L15 206V202L12 200H10L9 203L4 204ZM106 207L107 220L105 223L113 219L114 206L110 199L107 200ZM217 207L219 210H217ZM225 212L234 213V215L226 216ZM249 225H251V227H248ZM32 229L33 225L29 224L28 226L20 227L19 232L29 239L41 242L40 250L32 249V252L37 258L35 264H61L59 257L54 256L52 251L57 245L53 243L46 234L42 235L38 231L33 232ZM254 237L258 238L259 251H257L256 243L253 242ZM17 251H20V249L18 248ZM23 256L27 264H33L28 252H24Z\"/></svg>",
  "mask_w": 264,
  "mask_h": 264
}]
</instances>
